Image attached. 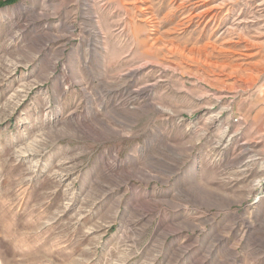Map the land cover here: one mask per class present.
I'll use <instances>...</instances> for the list:
<instances>
[{"label": "rangeland", "instance_id": "374dc122", "mask_svg": "<svg viewBox=\"0 0 264 264\" xmlns=\"http://www.w3.org/2000/svg\"><path fill=\"white\" fill-rule=\"evenodd\" d=\"M0 264H264V0H0Z\"/></svg>", "mask_w": 264, "mask_h": 264}, {"label": "crops", "instance_id": "0c3cea01", "mask_svg": "<svg viewBox=\"0 0 264 264\" xmlns=\"http://www.w3.org/2000/svg\"><path fill=\"white\" fill-rule=\"evenodd\" d=\"M99 31H100V30L98 29V31H97L96 33H99Z\"/></svg>", "mask_w": 264, "mask_h": 264}]
</instances>
